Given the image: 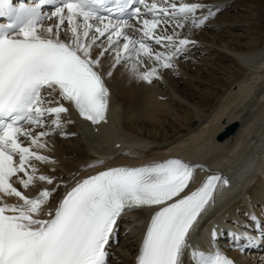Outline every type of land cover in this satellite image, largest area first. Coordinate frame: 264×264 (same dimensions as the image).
<instances>
[{"label": "snow or ice", "instance_id": "1", "mask_svg": "<svg viewBox=\"0 0 264 264\" xmlns=\"http://www.w3.org/2000/svg\"><path fill=\"white\" fill-rule=\"evenodd\" d=\"M47 5L54 8L45 13ZM205 8L185 0H0V18L6 21L0 23V264H108L120 220L144 208L152 215L136 264H185L186 253L193 264H235L220 251L205 253L188 242L220 175L188 192L199 166L178 158L111 167L76 182L53 207L60 185L34 163H55L39 150L48 147L44 138L64 135L65 124L72 122L64 119L65 103L93 125L106 122L105 77L130 63L139 79L159 78L158 68H173L174 59L195 44L176 29L203 27L215 15L208 8L198 16ZM53 19L45 27L43 22ZM133 19L136 25L129 23ZM145 57L156 66L141 72ZM37 181L54 186L35 197L15 186L28 190ZM9 197L20 203H8ZM244 239L256 243L255 237Z\"/></svg>", "mask_w": 264, "mask_h": 264}, {"label": "bare ground", "instance_id": "2", "mask_svg": "<svg viewBox=\"0 0 264 264\" xmlns=\"http://www.w3.org/2000/svg\"><path fill=\"white\" fill-rule=\"evenodd\" d=\"M188 1L207 6L203 13L197 14H206L211 8L215 16L201 28L185 26L176 29L181 38L187 37L195 44H190L186 53L174 59L173 68H158L159 78L148 83L130 71V63L116 66L112 75L105 77L109 90L107 124L86 123V130H83L82 122L69 109L64 119L72 122L65 124L64 135L58 131L44 138L48 147L39 151L55 163H34L39 173L53 177L54 184H60L54 196L62 193L69 178L80 172L87 162L95 164L103 159L105 166L138 164L171 154L198 165L196 176L218 174L226 178L224 197L228 194V201L208 220L216 216L229 220L230 215L236 213L242 217L240 214L244 213L245 207L258 210L260 176L257 167L251 166L250 170L247 168L248 172L234 174V162L239 155L252 153L260 166L264 164V132L255 133L247 140L264 111V34L258 24L259 14L264 11V0ZM225 5L228 7L223 12ZM54 22L55 19L44 25L47 27ZM170 28L169 33L172 32ZM100 39L104 41L106 38ZM155 51L163 50L155 48ZM251 60H255L254 63L247 64ZM110 65L109 55L104 60L105 70ZM153 66H156L155 61L150 62L145 57L140 71ZM200 73L206 78L200 79ZM191 83H195L196 88L192 94ZM180 85L184 88L181 89ZM226 96V103H221ZM196 121L197 125L206 121L207 126L201 123V126H195V130L192 126ZM231 122L237 123L235 132L222 141L215 140L214 136ZM190 127L194 130L191 133ZM109 129H112L113 137L108 135ZM185 130L188 131L187 138L182 134ZM115 144L118 147L115 148ZM119 151L122 157L114 158ZM38 185L54 186L40 181L28 190L19 184L15 186L27 194L34 192ZM16 199L9 197L7 202ZM147 209L131 211L119 222V243L111 249L109 264H133L139 237L152 215ZM255 260L256 264H264L259 257Z\"/></svg>", "mask_w": 264, "mask_h": 264}, {"label": "rangeland", "instance_id": "3", "mask_svg": "<svg viewBox=\"0 0 264 264\" xmlns=\"http://www.w3.org/2000/svg\"><path fill=\"white\" fill-rule=\"evenodd\" d=\"M226 7H228V5H225L223 12L225 11ZM223 14H224V13H223ZM259 15H260V17H261V18H259L260 21H259V23H258V24L261 26V27L259 28V30H260V32H262V33L264 34V11H262V14H259ZM226 19H229V17H226ZM263 37H264V35H263ZM261 44H262V42L260 43V45H261ZM190 75L195 76L193 73H190ZM199 78H200V79H205L206 76H203V74L200 73V74H199ZM186 82H187V85H186V86L189 87V82H188V81H186ZM194 84H195V83H191V91H190L191 94H192L193 91L196 89V88L194 87V86H195ZM180 88L182 89V88H184V86H183V85H180ZM185 88H186V87H185ZM231 89H232V88H231ZM225 101H227V96L224 97V98L221 100V103H226ZM230 107H231V106H230ZM230 107H229V108H230ZM210 111H211V110H210ZM209 115H210V114H209ZM209 115H208V116H209ZM212 115H213V114H212ZM212 115H211V116H212ZM206 121H207V120H206ZM206 121H205V123H206ZM222 121H224V120H222ZM224 122H225V121H224ZM195 123H196V124H195L194 126H192L193 129L195 128V126H196V127L201 126L200 124H201V123H204V122H201V123L198 122L199 125H197V121H196ZM205 123H204V124H205ZM221 123H222V122H221ZM204 124H202V125H204ZM204 126H207V124H205ZM192 128H191V127L189 128V129H190V130H189L190 133L194 131ZM191 129H192V131H191ZM195 129H196V128H195ZM187 130H188V129H187ZM187 130H185V131L182 133L184 137L186 136L185 138H187V133H186V132H188ZM183 136H182V138H184ZM20 190H22V189H20Z\"/></svg>", "mask_w": 264, "mask_h": 264}, {"label": "water", "instance_id": "4", "mask_svg": "<svg viewBox=\"0 0 264 264\" xmlns=\"http://www.w3.org/2000/svg\"><path fill=\"white\" fill-rule=\"evenodd\" d=\"M234 126H235V124H233V125L231 126V128L229 129V131H228V132L232 131V130H233V128H234Z\"/></svg>", "mask_w": 264, "mask_h": 264}]
</instances>
